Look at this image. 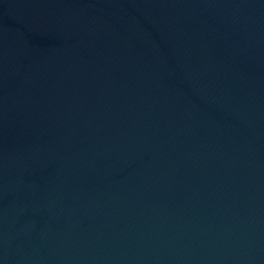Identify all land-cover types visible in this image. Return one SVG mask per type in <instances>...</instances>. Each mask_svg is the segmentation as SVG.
<instances>
[{
  "label": "water",
  "instance_id": "obj_1",
  "mask_svg": "<svg viewBox=\"0 0 264 264\" xmlns=\"http://www.w3.org/2000/svg\"><path fill=\"white\" fill-rule=\"evenodd\" d=\"M0 264H264V0H0Z\"/></svg>",
  "mask_w": 264,
  "mask_h": 264
}]
</instances>
